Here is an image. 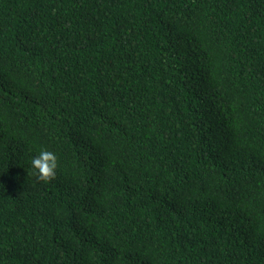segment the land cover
Returning a JSON list of instances; mask_svg holds the SVG:
<instances>
[{
    "label": "trees",
    "instance_id": "trees-1",
    "mask_svg": "<svg viewBox=\"0 0 264 264\" xmlns=\"http://www.w3.org/2000/svg\"><path fill=\"white\" fill-rule=\"evenodd\" d=\"M0 264H264V0H0Z\"/></svg>",
    "mask_w": 264,
    "mask_h": 264
},
{
    "label": "clouds",
    "instance_id": "clouds-1",
    "mask_svg": "<svg viewBox=\"0 0 264 264\" xmlns=\"http://www.w3.org/2000/svg\"><path fill=\"white\" fill-rule=\"evenodd\" d=\"M31 166L36 170L37 179L50 182L56 178L58 157L54 151L41 149L31 160Z\"/></svg>",
    "mask_w": 264,
    "mask_h": 264
}]
</instances>
